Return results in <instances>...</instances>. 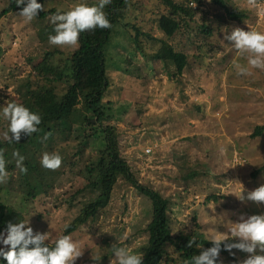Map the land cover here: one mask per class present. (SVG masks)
Returning a JSON list of instances; mask_svg holds the SVG:
<instances>
[{"label":"rangeland","instance_id":"rangeland-1","mask_svg":"<svg viewBox=\"0 0 264 264\" xmlns=\"http://www.w3.org/2000/svg\"><path fill=\"white\" fill-rule=\"evenodd\" d=\"M9 2L0 0V12ZM44 2L45 10L55 9L58 15L41 21L10 14L0 21V104L2 98L21 103L38 88L61 96L65 85L44 80L37 72L77 47L65 16L103 15L107 0ZM132 4L124 23L136 24L152 39L142 37L145 56L136 50L131 27L114 28L105 53L110 80L106 100L112 107L106 124L117 128L122 155L138 181L170 199L175 235L200 225L209 240L235 239L248 246L232 247L227 255L202 250L201 264H264V129L253 135L257 127L264 128V0H227L230 10L242 14L239 21L205 0L172 38L158 29L165 11L161 0ZM55 25L58 34L44 37L43 30ZM161 41L186 54L182 74L150 57ZM49 53L54 56L48 58ZM7 122L0 126L6 138L9 133L2 130L12 124ZM99 146L97 142L88 155ZM7 183L1 181L0 187ZM86 185L69 173L47 196L18 203L20 196L2 193L1 200L24 213L38 238L53 243L93 196L89 191L77 194ZM72 194L78 198L71 199ZM150 220V201L119 180L100 215L63 239L53 264H129L147 243ZM3 240L6 255L8 241ZM176 260L172 264H184ZM0 264L21 261L6 256Z\"/></svg>","mask_w":264,"mask_h":264},{"label":"trees","instance_id":"trees-1","mask_svg":"<svg viewBox=\"0 0 264 264\" xmlns=\"http://www.w3.org/2000/svg\"><path fill=\"white\" fill-rule=\"evenodd\" d=\"M204 1L161 0L165 11L158 18V29L167 38H172L193 20ZM210 1L224 9L231 20L242 19V14L229 9L227 0ZM44 3V0H10L0 12V21L10 14H29L41 21L58 15L55 9L45 10ZM131 6L132 0H107L103 15L65 16L77 47L58 62H46L37 72L44 80L64 84L66 90L61 96L51 89L38 88L29 91L21 103L15 100L5 103L1 99L0 126L7 119L12 124L2 130L9 133V137L0 135V182H8L0 187V261L3 257L14 256L21 264H53L63 239L100 215L108 206L119 180L129 183L150 201L151 206V220L145 228L147 243L129 264H172L177 261L176 257L184 264H201L198 256L202 250L227 255L232 247H248L235 239L209 240L201 232L200 225L192 231H180L175 235L170 199L138 181L122 155L117 128L106 124L111 118L112 107L106 100L110 80L105 53L114 28L117 25L131 27L136 50L143 54L142 37L152 39L136 24L124 23ZM201 28L207 35L211 34L207 26ZM58 30L56 25L47 28L43 30V36H55ZM160 43L150 57L174 65L176 73L182 74L188 63L186 54L175 51L166 41ZM53 56L51 53L47 55L48 58ZM15 120L19 124L14 125ZM263 129L257 127L253 135H260ZM97 142L100 146L94 155L89 156V149L96 147ZM69 173L87 183L77 194L89 191L93 196L86 200L81 216L75 218L63 236L53 243L38 238L30 230L24 213L1 200L2 193L20 196L18 203L47 196L57 181ZM77 194L70 198H78ZM5 238L8 250L3 255L1 247Z\"/></svg>","mask_w":264,"mask_h":264},{"label":"built area","instance_id":"built-area-1","mask_svg":"<svg viewBox=\"0 0 264 264\" xmlns=\"http://www.w3.org/2000/svg\"><path fill=\"white\" fill-rule=\"evenodd\" d=\"M151 152V150L149 149V150H147V153L149 154Z\"/></svg>","mask_w":264,"mask_h":264}]
</instances>
